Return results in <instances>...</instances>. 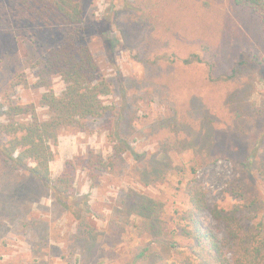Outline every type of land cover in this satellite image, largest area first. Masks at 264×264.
Masks as SVG:
<instances>
[{
	"label": "rangeland",
	"instance_id": "obj_1",
	"mask_svg": "<svg viewBox=\"0 0 264 264\" xmlns=\"http://www.w3.org/2000/svg\"><path fill=\"white\" fill-rule=\"evenodd\" d=\"M80 1L79 42L90 49L99 80L109 86L102 98L109 110L59 131L50 170L56 176L73 161L68 204L87 199L85 219L98 235L97 249L89 255L71 211L31 175L32 163L22 166L3 155L8 137L2 127L31 116L9 118V107H33L40 120L49 116L40 106L45 89L38 85V53L59 42L62 30L31 26L26 35L0 32V264H119L117 256L148 241L135 215L121 231L123 203L136 195L164 205L166 230L182 246L189 244L180 234L192 213L223 244V218L229 215L244 232L264 235V69L231 71L237 61L263 54L257 20L229 0H182L164 11L169 28L152 29L136 22L141 8L132 0ZM192 54L201 61L184 65ZM52 88L59 95L64 84L53 78ZM118 119L128 122L124 131L132 150L122 161L113 159ZM164 149L171 168L163 181L146 186L132 176L133 167L160 160ZM89 151L105 163L112 160L114 168L92 176L85 168ZM189 187L199 193L200 209L190 203ZM254 197L256 204L246 207ZM183 261L174 255L167 264Z\"/></svg>",
	"mask_w": 264,
	"mask_h": 264
},
{
	"label": "trees",
	"instance_id": "obj_2",
	"mask_svg": "<svg viewBox=\"0 0 264 264\" xmlns=\"http://www.w3.org/2000/svg\"><path fill=\"white\" fill-rule=\"evenodd\" d=\"M182 0H132V5L138 4L141 11L135 17L137 23L144 27L164 28L169 24L164 11L172 4ZM230 3L243 11L249 12L258 22L264 40V0H229ZM207 5L205 1L202 2ZM137 6V5H136ZM83 10L80 0H0V32L9 35L31 33V26L38 28L58 27L62 30V38L51 48L38 53V85L45 89L40 99V106L49 112L48 119L37 118L34 108L9 107L5 115L14 118L17 115L30 113V121L17 123L12 121L2 127L8 139L3 147V155L10 161L25 166L32 163L30 173L41 183L49 187L54 196L74 216L79 236L86 240L89 255L96 252L98 235L85 219L89 212L87 199L68 204V199L74 189L75 175L73 161L67 160L63 170L56 176L51 174L50 166L54 160L52 146L57 143L59 131L80 125L86 119H100L108 112L109 107L102 101L110 92L108 84L99 80L98 65L90 49L81 44ZM226 27L229 28L228 25ZM231 34V36H233ZM31 36V34H30ZM197 54H192L182 60L184 65L200 62ZM264 69L263 54H255L248 59L237 61L231 69L236 75L245 69ZM213 64L206 70L211 80ZM59 78L64 89L58 95L52 88V79ZM112 134L117 144L113 146V159L122 161L126 151L131 152L121 120L115 124ZM125 134V135H124ZM169 148L181 150L180 146ZM191 146H186L189 148ZM164 149V156L158 160L153 158L142 168H132V176L144 185H152L164 180L171 168V160ZM140 158L142 156H139ZM248 159V158H247ZM246 159V161H247ZM246 161H242L245 165ZM85 168L90 169L92 176L97 177L108 166L114 168L112 160L105 163L103 158L88 152ZM243 194L246 190L241 187ZM190 203L194 210L200 209L199 193L194 187H189ZM253 196V195H252ZM254 197L246 203V207L255 205ZM163 204L144 195L128 197L123 203L120 214L124 216L125 224L121 231L130 224L129 217L135 215L140 219V232L148 236V241L139 244L125 256H117L119 264H167L174 255L184 256L183 264H264V235L261 232L246 233L239 221L229 215L223 218L226 229L225 244L205 230L194 213L189 217V225L181 230V236L189 240L182 246L177 243L166 230L163 221ZM127 223V224H126ZM227 247V249L225 248ZM230 254V255H229Z\"/></svg>",
	"mask_w": 264,
	"mask_h": 264
}]
</instances>
